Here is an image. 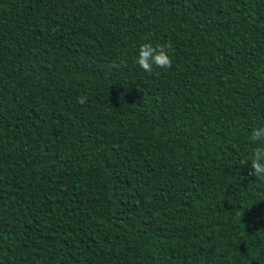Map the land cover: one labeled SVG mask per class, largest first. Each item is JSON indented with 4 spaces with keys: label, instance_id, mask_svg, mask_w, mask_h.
I'll return each mask as SVG.
<instances>
[{
    "label": "trees",
    "instance_id": "16d2710c",
    "mask_svg": "<svg viewBox=\"0 0 264 264\" xmlns=\"http://www.w3.org/2000/svg\"><path fill=\"white\" fill-rule=\"evenodd\" d=\"M256 127L264 0H0V264H264Z\"/></svg>",
    "mask_w": 264,
    "mask_h": 264
},
{
    "label": "clouds",
    "instance_id": "9594fccd",
    "mask_svg": "<svg viewBox=\"0 0 264 264\" xmlns=\"http://www.w3.org/2000/svg\"><path fill=\"white\" fill-rule=\"evenodd\" d=\"M171 47V44L154 46L150 42H145L139 47L136 63L148 73L153 71V67L170 69L172 67V59L169 55ZM77 102L83 105L88 102V97L81 95L77 98ZM250 140L260 143L252 150L250 170L247 175L264 180V127L253 128ZM248 162V160H244L241 161V164L246 165Z\"/></svg>",
    "mask_w": 264,
    "mask_h": 264
}]
</instances>
